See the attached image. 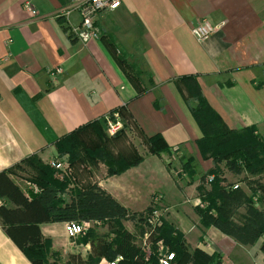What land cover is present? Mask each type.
I'll return each mask as SVG.
<instances>
[{
	"label": "crops",
	"instance_id": "0c3cea01",
	"mask_svg": "<svg viewBox=\"0 0 264 264\" xmlns=\"http://www.w3.org/2000/svg\"><path fill=\"white\" fill-rule=\"evenodd\" d=\"M121 1L117 9L97 17L101 37L84 40L75 32L80 14L67 13L70 0H0V172L35 155L49 165L60 161L57 142L63 136L125 106L143 136L163 135L179 152L180 163L193 157L200 177L212 159H203L199 151L201 130L176 84L184 75L196 76L207 101L231 129L264 128V0ZM203 19L216 30L200 42L191 29ZM118 57L139 77V85L129 79ZM57 68L62 72L56 73ZM169 158L166 152L149 154L112 176L104 166L106 176L92 183L133 213L145 212L159 198L168 221L190 248L219 255L220 264H264L263 238L242 245L215 226H203L197 210L184 206L199 183L177 178ZM153 176L166 182L168 195L158 193ZM66 223L42 224L44 238L51 239L53 252L61 253L64 263L71 254L86 258L90 243L80 235L69 240ZM67 240L68 250L61 248ZM147 248H152L150 241ZM0 264H32L1 221Z\"/></svg>",
	"mask_w": 264,
	"mask_h": 264
},
{
	"label": "trees",
	"instance_id": "16d2710c",
	"mask_svg": "<svg viewBox=\"0 0 264 264\" xmlns=\"http://www.w3.org/2000/svg\"><path fill=\"white\" fill-rule=\"evenodd\" d=\"M105 41L114 50L115 45L109 40ZM117 60L129 79L135 85H139V77L128 68L126 61L119 57ZM176 84L181 94L185 96L187 106L201 130L202 136L197 142L199 151L203 158L212 159L214 164L210 172L200 175L202 181L207 176H214L212 189L209 192H202L203 186L197 187L204 201L209 203L207 208L196 209L202 225L215 226L242 245H254L263 238L261 250L264 252V229L252 218H249L246 224H239L230 216L227 203L236 201L237 192L222 184L227 181L225 169L237 173L243 168L256 173L264 170V141L258 136V128L251 126L239 130L231 129L207 101L196 76L184 75L176 80ZM193 98L196 104L193 103ZM116 112L119 113L124 128L115 136H108L105 134L106 117L110 115L113 118ZM108 115L63 136L57 142L59 156L70 155L72 163L79 159L80 152L86 148L82 145L81 137L92 128L100 139V147L95 150L86 148L84 151L91 159L104 163L108 175H120L139 165L144 156L138 152L119 156L108 150V143L119 140L124 133L126 119L133 126L127 117L126 107H121ZM143 137L146 138L150 153L153 155L173 151L161 134ZM26 161L32 162L39 169L40 174L36 179L39 180L41 189L36 193H26L13 177L15 169ZM24 162L15 168L0 172V200L4 201L0 205V221L5 234L23 251L32 264H61L58 262L60 255L52 250L51 239L44 238L41 225L71 221H102L103 224L107 223L109 232L99 234L92 231L80 236L83 243H90L91 253L86 258L80 254H71L64 264H100L104 259L109 263L118 259L117 264H160L156 245L158 241H163L175 253L172 264L221 263L219 255H208L200 249H191L184 235L164 217L162 224L150 235L152 253L147 256L123 221L132 219L146 224V215L152 214L158 208L151 204L145 212L133 213L98 183H90L75 192H67L64 188L66 183L55 178V170L38 156H32ZM183 169L191 183L194 182L198 171L193 157L184 160ZM239 195L240 199L244 193ZM110 238L112 239L109 240Z\"/></svg>",
	"mask_w": 264,
	"mask_h": 264
},
{
	"label": "rangeland",
	"instance_id": "374dc122",
	"mask_svg": "<svg viewBox=\"0 0 264 264\" xmlns=\"http://www.w3.org/2000/svg\"><path fill=\"white\" fill-rule=\"evenodd\" d=\"M192 100L193 103L196 104L194 98ZM125 123L126 129L124 133L120 136L119 140L109 142V149H107L110 150L111 153H114L115 155L119 156L128 155L134 152H138L142 156L151 154L146 138H144L141 133L134 126H132L129 121H127V119L125 120ZM106 133L107 132H105V134ZM258 133V136L264 141V128L258 130ZM81 142L82 145L85 146L87 149L95 150L100 147V139L97 138L96 133L92 128L88 129L87 132L83 134V137H81ZM79 145L81 148H83L81 144ZM84 149H82L83 151L80 152V158L76 159L74 163L71 162L70 155H62L60 162L63 163V169H56L50 165L55 170V178H57L60 182L66 183L64 188L67 192H75L78 188L85 187L86 185L92 183V181L106 176V170H103V167H106V165L100 161L88 157ZM166 153H168L170 157L168 165L171 171L177 176V178L187 180L188 178L183 171L184 161L180 163L179 152L173 150L171 152ZM174 161H176L175 165L173 164ZM213 166L214 164L211 160L208 166L204 169V173L207 174L208 172H210ZM225 170L227 181L223 182L222 184L225 186L228 185L230 190L235 191V193L237 192L236 201H229L227 203L228 213L239 224H246L248 219L252 218L259 227L264 229V170H260L261 172L257 173L249 172L245 168H243L240 173H237L234 170ZM15 173L17 175L16 181L22 188L26 190H29L30 188L41 189L39 185V180L36 179L37 175L40 174L39 169H37L36 165L32 162H24L20 167L15 169ZM208 177L209 176H207V178ZM207 178L202 181L199 176H196V179L194 180V182L198 180L197 183L199 184L197 186H203V188L201 189L202 192H209L212 189V183H209L207 181ZM152 181L153 185H157V187H160L161 192L158 193H161L162 195L164 193H167V195L169 194L165 181H156L154 176L152 178ZM236 184L239 185L238 189L234 188ZM242 192L244 193V195H242L239 199V194H241ZM155 193L156 192H154L153 196L155 195ZM195 194L196 195L188 196L189 198L187 199V204H185L184 206L192 207L194 209L207 208L209 206V203L204 201L203 196L200 195L198 189ZM150 197V194L147 193V202H149ZM196 199L201 200V203L198 206L193 203L194 201H196ZM167 200H169V198ZM190 200H192L193 202ZM172 205H174L175 207L179 206V204ZM152 206L158 208L157 211L161 214V218L164 217L165 220L168 221L166 217L167 213L164 212V206L161 205L159 198L153 200ZM150 215L151 214L146 215V218L148 219ZM123 222L125 224V227L134 234L136 242L143 247V251L146 253V255H150L152 253V248L148 250L146 240V233L149 231L144 232V230L150 229L149 225L141 224L136 220L132 219H125ZM92 231L99 234H106L109 232L107 223H92L88 232H86L85 234H81L80 236H85ZM111 239L112 238H110L109 240ZM63 244L64 245L61 246V248H64L65 244L70 246L71 241H64ZM69 246H66L64 249H69ZM58 254L60 255V260H58V262L64 264V260L62 259L61 253L58 252ZM100 264H106V262L102 261Z\"/></svg>",
	"mask_w": 264,
	"mask_h": 264
},
{
	"label": "built area",
	"instance_id": "2783aa9c",
	"mask_svg": "<svg viewBox=\"0 0 264 264\" xmlns=\"http://www.w3.org/2000/svg\"><path fill=\"white\" fill-rule=\"evenodd\" d=\"M70 1H71V7L69 8L67 13L76 11L80 14L82 21L79 28L75 30V32L84 40L88 38L99 39L101 37V33H100V29L96 24L97 17L102 13L110 12L117 9L122 3L121 0H70ZM25 7L29 11H33L34 9L30 3H26ZM215 30L216 28L213 26V24L210 21L203 19L192 27L191 32L198 41L204 42L208 40L215 33ZM61 72H62L61 68L56 69V73H61ZM106 119H107L106 131L109 136H115L120 130L124 128V124L120 119L119 113L116 112L113 118H111L110 115H108ZM51 166H53L56 169H63V163L58 160L53 161L51 163ZM213 180H214V176H209L207 178V181L209 183H212ZM238 187L239 185L234 186V188H238ZM200 203L201 200L199 199L194 201V204H196V206H198ZM94 222L97 224L101 223V221H94ZM92 223L93 221L67 222L65 230L68 239L72 240L78 235L85 234L86 232H88ZM146 224H148L150 227V229H148L149 232L146 233V240L148 246V239L150 237V234L154 232V230L162 224L161 214L157 210H154L147 219ZM158 254H159L160 264H172V261L175 258V253L172 252L169 249V247L162 242L159 243ZM117 261L118 259L115 262H111V263L107 262L106 264H117Z\"/></svg>",
	"mask_w": 264,
	"mask_h": 264
}]
</instances>
